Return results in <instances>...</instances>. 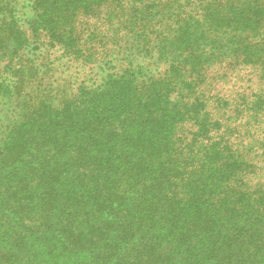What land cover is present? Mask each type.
Wrapping results in <instances>:
<instances>
[{"label": "trees", "instance_id": "16d2710c", "mask_svg": "<svg viewBox=\"0 0 264 264\" xmlns=\"http://www.w3.org/2000/svg\"><path fill=\"white\" fill-rule=\"evenodd\" d=\"M0 264H264V0H0Z\"/></svg>", "mask_w": 264, "mask_h": 264}, {"label": "rangeland", "instance_id": "374dc122", "mask_svg": "<svg viewBox=\"0 0 264 264\" xmlns=\"http://www.w3.org/2000/svg\"><path fill=\"white\" fill-rule=\"evenodd\" d=\"M54 56H56V57H55L54 59L51 60V62H53L52 67H56V66H58L57 64L59 63V61L56 60V59H57V57L60 58V55H58V54H54L53 57H54ZM76 69H79V70H78V71H79V77H78L79 81L90 79V77H92V76H96V75H97V77H99V74L97 73L96 69H95V70H89L88 67H85V68H81V67H79V68H76ZM52 71H53V70H52ZM52 71L48 74V76H47L48 78H50L49 76L51 75ZM61 71H62V70L59 69L58 72H55V73H56L55 78H58V76H59V74H60ZM68 73H69V74H73L74 77H75V66H73V68H71L70 71H69ZM96 73H97V74H96ZM247 76L251 77V75H247ZM55 78L52 79L51 82H54ZM69 78H70V77L67 76V79H69ZM71 79H74V78H71ZM80 79H81V80H80ZM40 82H41V81H40ZM40 82H39V83H40ZM65 82H66V83H65ZM33 83L36 84L37 81H33ZM41 83H46L48 86L50 85V86H52V87H54L55 85H56V86H58V85H65L66 87L69 86V85H67V84H69V81H68V80H67V81H61V82L59 81V83H56V82H55V83H49V80H48L47 78H45V77H44V80H42Z\"/></svg>", "mask_w": 264, "mask_h": 264}]
</instances>
